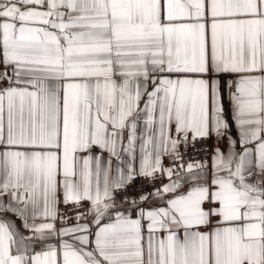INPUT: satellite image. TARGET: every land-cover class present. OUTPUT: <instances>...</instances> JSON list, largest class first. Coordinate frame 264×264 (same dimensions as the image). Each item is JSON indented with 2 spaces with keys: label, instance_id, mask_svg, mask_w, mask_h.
Returning a JSON list of instances; mask_svg holds the SVG:
<instances>
[{
  "label": "snow or ice",
  "instance_id": "snow-or-ice-1",
  "mask_svg": "<svg viewBox=\"0 0 264 264\" xmlns=\"http://www.w3.org/2000/svg\"><path fill=\"white\" fill-rule=\"evenodd\" d=\"M0 264H264V0H0Z\"/></svg>",
  "mask_w": 264,
  "mask_h": 264
}]
</instances>
